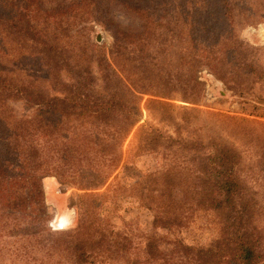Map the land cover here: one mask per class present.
Listing matches in <instances>:
<instances>
[{"label": "rangeland", "instance_id": "1", "mask_svg": "<svg viewBox=\"0 0 264 264\" xmlns=\"http://www.w3.org/2000/svg\"><path fill=\"white\" fill-rule=\"evenodd\" d=\"M248 1L236 0L230 34L221 33L219 46L204 48L209 41L200 36L204 41L192 50L193 55L199 50L200 63L193 73L190 67L181 69L182 84L164 99L167 106L147 111L145 102L151 97L143 96L141 120L123 142L108 139L93 120L75 118L66 130L60 129L56 141L43 143L40 162L30 169L33 186L27 188L29 194L24 190L28 198L21 211L26 219L0 221V264H237L230 255L235 237L227 235L225 218L198 205L191 191L197 181L192 152L175 144L169 150H138L135 135L144 121L164 136L178 132L185 142L224 144L240 154L238 175L253 197L245 223L247 240L255 244L259 264H264V39L255 32L264 23V0H253V5ZM40 2L46 10L75 9L64 24L67 34L92 55L97 78L91 92L106 95L96 47L107 54L117 30L138 32L142 21L115 4L90 10L80 9L77 0ZM188 36L184 25L186 43ZM178 48L166 53L177 69ZM38 57L29 49H10L0 54V71L57 95L54 75ZM60 75L66 84L76 81L63 70ZM31 102L5 103L14 117L25 119L37 113ZM66 147L76 150L65 154ZM165 154H170L169 161ZM169 168L171 175L165 174ZM55 203L74 213L70 227L53 230L46 225L44 212ZM76 246L83 247V260Z\"/></svg>", "mask_w": 264, "mask_h": 264}, {"label": "trees", "instance_id": "2", "mask_svg": "<svg viewBox=\"0 0 264 264\" xmlns=\"http://www.w3.org/2000/svg\"><path fill=\"white\" fill-rule=\"evenodd\" d=\"M252 1L249 0V4L253 5ZM77 2L80 9L90 10L115 4L142 21L138 32L117 30L107 54L96 47V67L106 95L91 92L97 78L92 72V55L86 48L76 47L67 34L64 24L75 9L69 10L70 13L63 9L46 10L40 0H0V54L10 49L16 53L26 49L36 52L44 68L54 75L56 92L59 91L57 95H48L37 86L16 82L0 71V221L10 218L11 222L21 223L26 219L21 207L28 198L27 188L33 186L30 169L40 162L43 143L56 141L60 129L65 127L66 130L75 118L91 119L96 124L94 128L108 139L123 142L141 120L143 96L151 97L145 102L147 111L152 106H167L164 99L182 84L181 69L190 67L193 73L196 63H200L199 50L194 55L192 52L201 46L204 41L201 37L206 35L209 41L204 48L219 46L221 33L224 37L230 34L237 5L236 0ZM184 25L189 29L187 43L182 38ZM175 46H179L178 69L173 68L172 60L166 57ZM61 70L69 77L75 75L76 81L73 84L61 82ZM10 99L32 101L37 113L31 118L14 117L5 103ZM175 134L164 136L158 128L144 121L137 127L135 148L169 150L175 144L192 152V159L197 163L193 178L197 181L191 191L197 204L225 218L227 235L235 237V241L230 242L234 246V252L230 251L232 261L259 264V250L247 240L249 233L245 229L246 217H251L248 211L253 197L247 194L248 188L238 175L240 154L224 144L204 145L201 140L185 142L178 132ZM89 141L92 140L86 139ZM72 150L76 147H66L65 154ZM164 156L168 161L171 159L170 154ZM170 170L165 174L171 175ZM75 249L83 260L86 255L83 247Z\"/></svg>", "mask_w": 264, "mask_h": 264}, {"label": "bare ground", "instance_id": "3", "mask_svg": "<svg viewBox=\"0 0 264 264\" xmlns=\"http://www.w3.org/2000/svg\"><path fill=\"white\" fill-rule=\"evenodd\" d=\"M255 32L264 39V23L261 24ZM252 33L253 32L249 33V37L252 36ZM45 211L44 216L46 225L53 230L70 227L75 221L74 213L65 206L61 208L57 203L52 206L51 211L47 209Z\"/></svg>", "mask_w": 264, "mask_h": 264}, {"label": "water", "instance_id": "4", "mask_svg": "<svg viewBox=\"0 0 264 264\" xmlns=\"http://www.w3.org/2000/svg\"><path fill=\"white\" fill-rule=\"evenodd\" d=\"M100 41V39H97V42H99Z\"/></svg>", "mask_w": 264, "mask_h": 264}]
</instances>
